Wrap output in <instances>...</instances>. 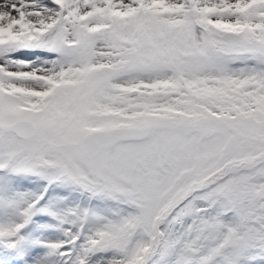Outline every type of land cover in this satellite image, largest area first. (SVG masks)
Returning <instances> with one entry per match:
<instances>
[{
	"label": "snow or ice",
	"instance_id": "6c2138e0",
	"mask_svg": "<svg viewBox=\"0 0 264 264\" xmlns=\"http://www.w3.org/2000/svg\"><path fill=\"white\" fill-rule=\"evenodd\" d=\"M0 264H264V0H0Z\"/></svg>",
	"mask_w": 264,
	"mask_h": 264
}]
</instances>
